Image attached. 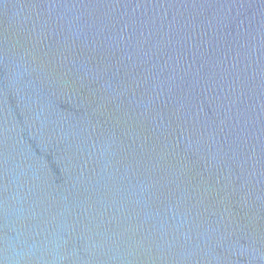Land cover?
<instances>
[{
	"label": "water",
	"instance_id": "1",
	"mask_svg": "<svg viewBox=\"0 0 264 264\" xmlns=\"http://www.w3.org/2000/svg\"><path fill=\"white\" fill-rule=\"evenodd\" d=\"M0 264H264V0H0Z\"/></svg>",
	"mask_w": 264,
	"mask_h": 264
}]
</instances>
